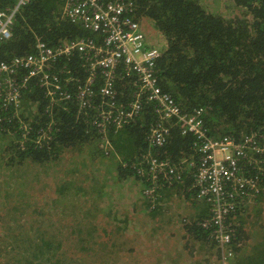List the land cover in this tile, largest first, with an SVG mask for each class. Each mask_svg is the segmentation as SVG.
<instances>
[{
	"label": "trees",
	"instance_id": "16d2710c",
	"mask_svg": "<svg viewBox=\"0 0 264 264\" xmlns=\"http://www.w3.org/2000/svg\"><path fill=\"white\" fill-rule=\"evenodd\" d=\"M131 1L135 6L134 20L147 22L165 39L155 63L161 89L186 112L202 108L203 123L210 136L229 135L239 139L254 132L264 137V0H226L225 4L219 0H205L204 3L202 0ZM16 2L0 0V9L10 8ZM61 5L60 0H29L22 5L15 14L10 37L0 41V60L33 53L37 39L56 47L65 40L89 36L81 24L62 15ZM209 7L217 13L208 11L206 8ZM72 63L65 59L66 65ZM72 68L78 71L76 65ZM67 87L72 93L70 100L62 98L50 103L49 97L38 86L29 84L21 90L22 104L15 115L18 117L9 120L6 114L0 115V140L12 157L6 164L43 166L63 161L64 155L70 153V175L82 171L85 180H77V183L75 175L77 184L70 185L69 177L61 178L64 191L55 203L61 204L62 215L68 211L72 216L65 229L68 235H74L73 244L79 246L81 252L79 257L87 258L90 253V258H94L103 250L116 264L120 249L116 247L113 233L126 228V219L117 220L116 214L112 213L119 199L109 196L108 183L140 179L143 185L140 195L147 202L145 208H161L173 189L195 199L193 168L188 164L190 159L197 160L193 149L195 137L190 132L183 133L181 126L171 120L164 144L149 145V128L158 119L152 102L146 103L132 122L123 127L107 124L103 130V119L96 113L102 123L99 126L92 110L78 107L73 85ZM116 87L117 100L126 104L133 89L123 81H116ZM147 153L159 159L168 158L176 167L182 166L181 177L171 185H162L153 184L147 175L140 176L138 169L146 167L148 170L142 162ZM61 156L64 157L60 159ZM255 159L260 162L246 167L249 175L258 176L260 186H263L264 153L255 155ZM106 161H111L109 173L105 172L97 179L96 174ZM86 169L89 174L85 173ZM95 181L100 183L94 187ZM157 181L163 182L162 179ZM151 188H154L152 195ZM261 195L264 190L255 193L252 201L258 202ZM21 203L32 204L28 199ZM243 203L245 201L238 203L229 215L230 219L226 220V223L231 221L234 229L228 243L231 255L223 258L217 241L215 243L210 236L211 230L203 227L209 214L207 206L201 211L194 209L190 218L182 219L179 234L186 241L185 247L167 249L158 262L183 260L188 264H213L217 260L221 264L226 261L227 264H240L237 258L233 262V252L238 250L236 246L243 226L239 217L248 210ZM29 206L22 214L13 207L7 208V215L13 211L9 215L13 222L3 229H7L5 236L9 242L2 244L0 264H62V259L57 256L64 247L67 231L51 233L45 226L37 230V222L25 228V224H20V218L28 213ZM89 228L91 232H88ZM27 235L40 238L36 244H29ZM83 238L85 241H80ZM214 246H217L216 251ZM254 255L260 264H264V248ZM5 257L7 260H3Z\"/></svg>",
	"mask_w": 264,
	"mask_h": 264
},
{
	"label": "built area",
	"instance_id": "2783aa9c",
	"mask_svg": "<svg viewBox=\"0 0 264 264\" xmlns=\"http://www.w3.org/2000/svg\"><path fill=\"white\" fill-rule=\"evenodd\" d=\"M28 1L17 0L14 6L0 9V41L10 37L15 14ZM60 1L62 15L81 24L90 35L65 40L56 47L37 39L33 53L0 60V115L6 114L9 120L17 115L23 98L21 90L29 84L38 86L50 103L62 98L70 100L72 93L67 86L73 85L78 107L92 110L94 121L98 116L103 119V130L107 124L123 127L132 122L144 105L152 102L158 119L149 128V145L164 144L171 120L181 126L183 133L194 135L197 160L190 159L188 164L193 168L194 194L209 207L203 227L215 235L223 258L231 255L228 243L234 229L226 220L238 203L264 190L259 177L249 175L246 167L260 162L255 155L264 153L263 135L253 132L239 139L210 136L203 123L202 108L186 112L161 89L155 67L161 49L148 42L143 21L134 20L131 0ZM65 59L73 63L66 65ZM116 81L133 89L126 104L117 100ZM102 123L98 120L99 126ZM142 162L148 170L144 167L137 171L150 177L153 184L171 185L181 177L183 167L171 165L168 158L147 153ZM160 179L163 182L157 181Z\"/></svg>",
	"mask_w": 264,
	"mask_h": 264
},
{
	"label": "rangeland",
	"instance_id": "374dc122",
	"mask_svg": "<svg viewBox=\"0 0 264 264\" xmlns=\"http://www.w3.org/2000/svg\"><path fill=\"white\" fill-rule=\"evenodd\" d=\"M219 1L225 4L226 0ZM202 2L204 3L205 0H202ZM210 8L206 9L212 13H217L216 10ZM143 27L150 45L160 47L161 49V46L165 44L164 37L159 32L153 30L151 25L145 21L143 22ZM71 154L77 155L76 152H72ZM64 156L65 159L63 161L57 160L43 166L35 164L27 167L26 165H7L6 160H11L12 157L6 153L2 140H0V216H2L0 217V252L3 248L2 244L8 241L5 236L7 229L3 231L4 226L13 222V219L9 216L13 211L7 215V208L13 207L14 211L22 214L26 207L30 205V203H21L27 199L32 204L28 208V213L20 218L22 220L20 224H25V228H28L32 223L37 222V230H41L45 226L49 228L51 233L67 231L65 225L71 223L72 216L68 211L66 215H62V212L59 211L61 204L55 203V200L60 199L64 191L61 186V178L62 176V179L69 177L70 185H74L79 183L77 180H85V176H83L82 171H79L77 175H70L68 171L71 165L68 158L70 157V153H66ZM63 157L61 156L60 159ZM110 163L111 161H106V165L100 168L96 174L97 179H101L105 172L109 173ZM85 173L89 174L88 169L85 170ZM138 173L140 176L145 177L140 172ZM114 175H116L115 172ZM74 176L77 183L74 182ZM86 180L90 181L92 179L86 178ZM94 183L95 187L100 182L97 183L95 181ZM110 183H112V186ZM110 183H108L109 187L107 188L109 196L118 197L119 199L118 203L113 207L112 213L116 214L117 220L126 219L124 221L126 228L123 231L113 233L116 247L120 249V256L117 257L116 264H184L183 260L181 262L179 260L174 262H158V260L162 258L164 251L167 249H178L180 245L185 247L186 241L179 234L182 219L190 218L195 211L194 209L201 211L202 208L207 207L206 203L194 196V194L192 195L195 199L190 196L186 197L185 194L173 189L169 191V197L161 208L157 209L153 208V206L145 208V203L147 202L140 195L141 190H143L140 179H132L130 182L123 180L121 184H118L115 180H111ZM58 186L59 191L57 193L56 189ZM252 196L244 199L245 203L243 205L245 206L248 203L246 208L253 207L252 212L257 211L255 208L257 206H260L259 208L262 207L264 210V196L260 198L261 200L257 204L252 201ZM90 201L93 203L92 200ZM5 204H7L6 210L4 208ZM88 232H91V228H89ZM67 235L68 231L65 234L67 239L64 242V247L58 252L57 256L62 259V264H113V258L107 257L106 252L103 250L94 258H90V253L87 258L79 257L81 252L79 246L73 244L74 235ZM210 236L215 242V235L211 233ZM26 238L29 244H36L40 236L27 235ZM251 238L247 246L251 244ZM80 241L84 242L85 240L83 238ZM247 246L245 247V251ZM131 248L133 251L130 250ZM213 249L216 251L217 246H214ZM220 252L222 253L221 249ZM233 253L236 255L235 251ZM247 255L239 258L240 264H260V261L251 249V245ZM174 256L175 258L177 257V255ZM3 260H7V257ZM209 262H212V260L210 259ZM227 263L229 262L226 261L225 264ZM213 264L221 263L215 260Z\"/></svg>",
	"mask_w": 264,
	"mask_h": 264
},
{
	"label": "crops",
	"instance_id": "0c3cea01",
	"mask_svg": "<svg viewBox=\"0 0 264 264\" xmlns=\"http://www.w3.org/2000/svg\"><path fill=\"white\" fill-rule=\"evenodd\" d=\"M152 29L155 30L153 27ZM263 196L261 195L259 197V201L261 200L260 198ZM253 202H256V201H253ZM258 202H256V204ZM247 205L248 203L245 205V208ZM259 207L260 206L255 207L258 209L257 214H255V212H252L254 208L251 207V208H248L247 211L243 212L239 217L243 222L242 223L243 226L241 228L242 231L240 232V237L238 239L239 245L236 246V249L238 250L236 251V255L234 257L233 262L236 261V258L239 260L241 256H244V255L246 256L249 252L250 245H251L252 251L255 252L256 254L258 251L264 248V210L262 207H261L262 209ZM250 238H251V244L247 246V244L250 242ZM246 246L247 248L245 251ZM184 264H188V263H184Z\"/></svg>",
	"mask_w": 264,
	"mask_h": 264
}]
</instances>
